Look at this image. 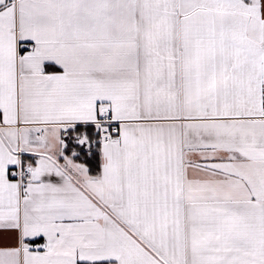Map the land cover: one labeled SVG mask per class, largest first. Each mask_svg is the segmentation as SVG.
Listing matches in <instances>:
<instances>
[{"label": "snow or ice", "instance_id": "snow-or-ice-1", "mask_svg": "<svg viewBox=\"0 0 264 264\" xmlns=\"http://www.w3.org/2000/svg\"><path fill=\"white\" fill-rule=\"evenodd\" d=\"M0 264H264V0H0Z\"/></svg>", "mask_w": 264, "mask_h": 264}]
</instances>
